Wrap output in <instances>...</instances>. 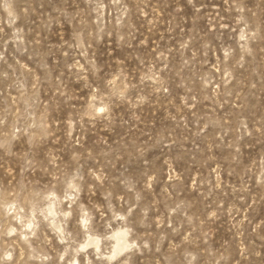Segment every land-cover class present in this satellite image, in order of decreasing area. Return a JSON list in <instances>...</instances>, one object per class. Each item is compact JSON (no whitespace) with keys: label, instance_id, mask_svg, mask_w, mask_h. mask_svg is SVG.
Instances as JSON below:
<instances>
[{"label":"rangeland","instance_id":"1","mask_svg":"<svg viewBox=\"0 0 264 264\" xmlns=\"http://www.w3.org/2000/svg\"><path fill=\"white\" fill-rule=\"evenodd\" d=\"M0 264H264V0H0Z\"/></svg>","mask_w":264,"mask_h":264},{"label":"bare ground","instance_id":"2","mask_svg":"<svg viewBox=\"0 0 264 264\" xmlns=\"http://www.w3.org/2000/svg\"><path fill=\"white\" fill-rule=\"evenodd\" d=\"M117 240H119L120 239V237L119 236H117V238H116Z\"/></svg>","mask_w":264,"mask_h":264}]
</instances>
